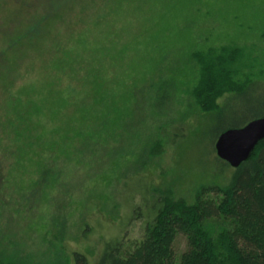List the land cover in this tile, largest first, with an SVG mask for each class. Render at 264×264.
Returning a JSON list of instances; mask_svg holds the SVG:
<instances>
[{
	"label": "rangeland",
	"instance_id": "rangeland-1",
	"mask_svg": "<svg viewBox=\"0 0 264 264\" xmlns=\"http://www.w3.org/2000/svg\"><path fill=\"white\" fill-rule=\"evenodd\" d=\"M222 45L255 59L264 84V0H0V264H72L74 250L94 264L107 242L142 235L154 189L191 200L229 177L189 91L190 53ZM68 54L144 91L113 137L97 116L80 132L55 112L51 90L66 85ZM167 75L180 91L166 114L152 113L149 84ZM153 136L161 147L148 158L141 144ZM173 248L178 259L183 233Z\"/></svg>",
	"mask_w": 264,
	"mask_h": 264
},
{
	"label": "trees",
	"instance_id": "trees-1",
	"mask_svg": "<svg viewBox=\"0 0 264 264\" xmlns=\"http://www.w3.org/2000/svg\"><path fill=\"white\" fill-rule=\"evenodd\" d=\"M67 58L69 62L60 66L61 71L68 73L66 85L59 88L54 82L56 87L51 90L57 105L55 112L72 116L75 122H69V127L80 132L82 128L96 127L92 119L97 116L99 131L106 128L113 137L114 128H121L131 116L129 110L142 89L130 84L131 79L121 85L102 78L100 74L105 70L98 68L93 59L83 60L70 54ZM190 58L193 77L189 91L214 127L212 142L222 131L264 116V84L260 81L263 78L253 74L255 59L249 61L236 48L225 45L193 50ZM92 72L94 77L89 79ZM179 79L167 75L149 84L152 113L166 114L173 108L180 91ZM106 81L111 82V87ZM82 83L87 88L82 89ZM109 89L108 103L103 90ZM63 92L68 95L62 101ZM89 96L95 101L91 102ZM72 103L74 109L68 110ZM103 103L105 107L97 108ZM179 129L173 128L170 141L175 142L180 136ZM148 137L141 147L151 158L159 152L155 146L161 144L156 142L158 137ZM214 142L211 147L215 151ZM217 159L231 169L229 177L221 183L201 184L192 192L191 200L170 190L154 189L155 215L146 222L142 235L132 241L107 242L94 264H264V139L256 144L250 158L236 168ZM178 233L186 236V249L177 259L173 243ZM71 255L72 264H88L84 253L74 250Z\"/></svg>",
	"mask_w": 264,
	"mask_h": 264
},
{
	"label": "water",
	"instance_id": "water-1",
	"mask_svg": "<svg viewBox=\"0 0 264 264\" xmlns=\"http://www.w3.org/2000/svg\"><path fill=\"white\" fill-rule=\"evenodd\" d=\"M264 139V116L253 118L241 127L222 131L214 142L218 158L236 168L248 160L256 144Z\"/></svg>",
	"mask_w": 264,
	"mask_h": 264
}]
</instances>
